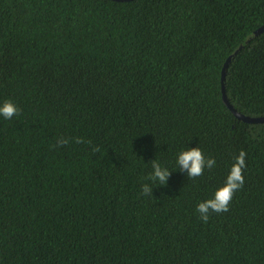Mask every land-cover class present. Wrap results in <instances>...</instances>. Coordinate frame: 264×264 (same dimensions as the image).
I'll use <instances>...</instances> for the list:
<instances>
[{
  "label": "trees",
  "instance_id": "16d2710c",
  "mask_svg": "<svg viewBox=\"0 0 264 264\" xmlns=\"http://www.w3.org/2000/svg\"><path fill=\"white\" fill-rule=\"evenodd\" d=\"M263 26L264 0H0V105L21 110L0 115V264H264V123L222 93L230 59L229 103L264 116ZM194 147L216 164L191 179ZM153 160L172 173L145 196Z\"/></svg>",
  "mask_w": 264,
  "mask_h": 264
},
{
  "label": "clouds",
  "instance_id": "9594fccd",
  "mask_svg": "<svg viewBox=\"0 0 264 264\" xmlns=\"http://www.w3.org/2000/svg\"><path fill=\"white\" fill-rule=\"evenodd\" d=\"M20 112L21 110L19 107L11 100H6L0 105V115L7 120H11L14 116L19 115ZM71 142L72 139L70 138L59 137L53 147H63ZM74 142L76 144H81L85 143V140L83 137H75ZM87 143L91 145L92 141L88 140ZM92 151L99 152L100 149L97 146L93 147ZM246 156L247 153L241 150L229 171L224 185L215 191L212 198L200 202L197 205L196 211L199 213V217L204 223H208L212 213L219 214L229 211L230 203L236 192L244 187L245 178L243 170L247 166ZM177 164L180 171L187 173L188 178L195 179L202 176L205 169L211 170L215 166L216 161L212 157L206 158L201 148L194 147L179 153ZM171 173L172 172H170L167 167H162L159 162L153 160L152 172L145 177L146 182L142 185V193L145 196L153 195L152 185L158 183L161 186H166Z\"/></svg>",
  "mask_w": 264,
  "mask_h": 264
},
{
  "label": "water",
  "instance_id": "95a60500",
  "mask_svg": "<svg viewBox=\"0 0 264 264\" xmlns=\"http://www.w3.org/2000/svg\"><path fill=\"white\" fill-rule=\"evenodd\" d=\"M114 2H131L134 0H112ZM264 33V26L259 28L256 32H255V36H259L260 34ZM230 59L226 62L223 71H222V93H223V101L226 104V106L241 120H243L244 122L247 123H253V124H257V123H264V116L263 117H248V116H244L240 113H238L233 106L229 103L226 93H225V79H226V71L228 68V64H229Z\"/></svg>",
  "mask_w": 264,
  "mask_h": 264
}]
</instances>
